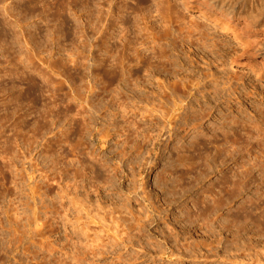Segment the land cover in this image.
I'll use <instances>...</instances> for the list:
<instances>
[{
	"label": "rangeland",
	"instance_id": "374dc122",
	"mask_svg": "<svg viewBox=\"0 0 264 264\" xmlns=\"http://www.w3.org/2000/svg\"><path fill=\"white\" fill-rule=\"evenodd\" d=\"M242 1L0 0V264H264V0Z\"/></svg>",
	"mask_w": 264,
	"mask_h": 264
},
{
	"label": "bare ground",
	"instance_id": "6f19581e",
	"mask_svg": "<svg viewBox=\"0 0 264 264\" xmlns=\"http://www.w3.org/2000/svg\"><path fill=\"white\" fill-rule=\"evenodd\" d=\"M242 1V0H204L203 3H200L199 5L201 6V13L203 14L206 11H212L214 12L217 17H219L220 19H223L224 22H229L231 20H237L238 18L242 17L241 13V9L242 7H244V5L241 7V9L238 11V3ZM243 2V1H242ZM244 4V2H243ZM238 17V18H237ZM241 30H245L244 27L241 28ZM159 84V83H158ZM175 86V85H173ZM158 87H161L160 85H158ZM144 90L147 89L146 86L143 88ZM174 92H165L163 90L161 96L164 99V101L166 100H170L171 104H170V108H168V114L171 111V113H173L175 110L182 108V104H181V100L178 97L174 96ZM176 100V101H174ZM166 101L164 103H166ZM180 104H178V102ZM164 103L162 104V106H164ZM160 106V108L162 107ZM171 121V120H168ZM98 133H100L99 137H97V143H103V145L106 143L107 138L109 137V133L107 131H98ZM90 135L91 132H90ZM93 136V135H92ZM233 224H235V221L233 222ZM139 231V230H138ZM208 231V230H206Z\"/></svg>",
	"mask_w": 264,
	"mask_h": 264
}]
</instances>
